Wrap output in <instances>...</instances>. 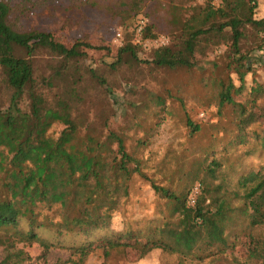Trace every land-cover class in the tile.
Wrapping results in <instances>:
<instances>
[{
    "label": "trees",
    "instance_id": "obj_1",
    "mask_svg": "<svg viewBox=\"0 0 264 264\" xmlns=\"http://www.w3.org/2000/svg\"><path fill=\"white\" fill-rule=\"evenodd\" d=\"M63 1L71 10L78 5L89 10L96 4L95 0ZM151 1L118 0L121 22L133 27L131 36L139 15L154 21L144 26L142 43L153 39V30L160 26L154 11L148 8ZM188 3L190 16L177 31L169 30L168 45L144 50L127 40L120 53L128 52V60L139 64L138 52L147 51L150 61L143 62L154 68L191 74L194 60L178 59L177 55L191 53L197 37L229 28L233 42L225 54V76L207 75L200 83L214 91L219 117L224 109L231 111L230 119L239 131L237 142L243 144L247 127L244 117L253 106L255 89L247 85L246 77L253 75L255 65L264 64V17L257 16L253 0H218L217 5L213 0ZM12 12L9 2L0 0V264L30 260L24 249L17 247L19 244H37L42 264H48L50 250L62 245L40 235L39 230L47 228L60 237L73 235L83 240H74L66 247L72 255H78L80 263L93 246L95 233L104 231L98 242L108 245L109 251L120 250L124 255V243L142 239L144 256L161 250L175 255L178 264H215L228 258L226 264H248L231 255L243 236L249 239L255 264H264V234L253 232L264 230V166L240 177L238 190L222 183L212 185L208 178L216 175L219 164L215 160L193 173L181 190L157 185L141 171L142 161L127 151L124 136L110 130L106 118L96 130L95 123L80 113L86 98L85 81L97 96L113 95L107 73L127 61L117 59L103 68H91L85 65L88 45L76 42L66 47L50 33L19 27L18 21L11 19ZM173 22L179 25L178 18ZM140 96L145 97L142 93ZM146 97L149 103L137 99L138 103L132 104L134 112L147 113L151 105L162 114L167 111V102L173 100L185 112L190 134L200 131L186 113L183 99L172 91ZM55 125L62 126L57 136L50 134ZM135 176L149 183L154 194L165 201L168 213L162 221L143 220V227L110 231L113 214L129 196V184ZM196 183L201 190L190 205L189 196ZM49 213H57L59 220L54 221ZM54 264L76 263L68 260Z\"/></svg>",
    "mask_w": 264,
    "mask_h": 264
},
{
    "label": "rangeland",
    "instance_id": "obj_2",
    "mask_svg": "<svg viewBox=\"0 0 264 264\" xmlns=\"http://www.w3.org/2000/svg\"><path fill=\"white\" fill-rule=\"evenodd\" d=\"M7 1L13 9L11 19L17 20L19 27L50 33L55 41L66 47H71L76 42L88 45L90 48L86 50L85 65L103 68L104 65L115 63L117 59H121L122 63L127 61L117 66L114 72L107 73L106 78L114 90L113 95L104 98L97 96L90 89L89 81H85L88 83L84 84L87 86L86 98L80 107V113L95 123L96 130L101 128L100 123L106 118L110 130L124 136L127 151L142 161L141 171L157 185L181 190L189 184L193 173H199L202 167L215 160L219 167L214 178H208L212 185L222 183L230 190H238L240 177L264 166V64L255 65L253 75L246 77L247 85L255 89L253 106L244 117L247 127L244 130L243 144L237 142L239 131L230 119L231 111L226 108L219 117L214 91L200 83V79L207 75L225 76V54L233 42L229 28L222 31L215 29L197 37L192 43L191 53L182 52L177 55L178 59L194 60L195 67L191 74L180 69L170 71L154 68L143 62L150 61L147 51L138 52V58L142 61L139 64L128 60V52L120 53L127 40H131L134 45H141L144 50L160 47L157 42L159 37H164L167 41L165 45H168L169 30L177 31L180 23L190 16L186 11L190 5L187 0L151 1L148 8L154 11L155 21L160 26L153 30L156 36L144 43L140 41L141 38L139 43L136 41V34L131 36L133 27L121 22L118 0H95V6L89 10H84L79 5L71 10L63 0ZM253 1L257 4V16L264 17V0ZM203 2L204 0H195L196 4ZM213 4L217 5L218 0H213ZM174 7L183 10L179 11ZM139 17H143L146 24L154 23L143 15H139L137 19ZM174 18H178L179 25L174 24ZM103 74H106L105 70ZM233 78L236 79L235 76ZM167 90L183 99L186 113L200 127V131L190 134L185 126V112L173 100L167 102V111L162 114L158 113L157 107L151 105L148 106L149 112L142 111L140 115L132 109V104L137 99L149 103L146 95L163 94ZM141 93L145 97H141ZM138 106L140 107L139 104ZM104 112L106 115L102 116ZM61 129L62 126L55 125L50 134L57 136ZM231 203L239 205L236 200H231ZM167 213L165 201L154 194L148 182L135 176L129 184V196L113 214L109 229L121 232L129 227H143V220L162 221ZM48 216L54 221L59 220L57 213H49ZM39 232L42 237L62 245L50 250L48 264L68 260L76 264H178L175 255L161 250H153L144 256L142 239L124 243V255L120 250L109 251L108 245L98 242L105 235L104 231L95 233L91 239L94 244L85 252L86 257L80 263L78 255H72L66 247L73 244L74 240L76 243L82 242L81 238L76 239L73 235L60 237L49 228ZM253 232L264 234L263 229ZM17 247L23 248L30 257L29 261L22 264H42L41 249L37 244H19ZM231 253L239 259L247 260L248 264L256 263L249 252V239L246 237L238 239ZM228 261L229 258L215 264H226Z\"/></svg>",
    "mask_w": 264,
    "mask_h": 264
},
{
    "label": "built area",
    "instance_id": "obj_3",
    "mask_svg": "<svg viewBox=\"0 0 264 264\" xmlns=\"http://www.w3.org/2000/svg\"><path fill=\"white\" fill-rule=\"evenodd\" d=\"M146 25V20L143 17H139L137 19V23L135 26V34H136V41L139 43V39L141 38V34L143 32V28ZM157 42L160 44L159 46H164L167 41L164 39V37H159ZM201 190L200 184H196L191 191V194L189 196V204L193 205L196 201V197L199 195Z\"/></svg>",
    "mask_w": 264,
    "mask_h": 264
}]
</instances>
